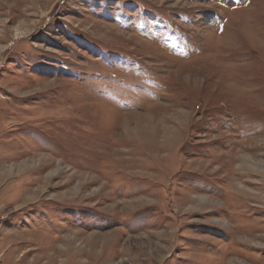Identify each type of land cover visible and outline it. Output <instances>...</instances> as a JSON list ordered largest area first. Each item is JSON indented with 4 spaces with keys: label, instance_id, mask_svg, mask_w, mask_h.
Listing matches in <instances>:
<instances>
[{
    "label": "rangeland",
    "instance_id": "374dc122",
    "mask_svg": "<svg viewBox=\"0 0 264 264\" xmlns=\"http://www.w3.org/2000/svg\"><path fill=\"white\" fill-rule=\"evenodd\" d=\"M247 158L264 0H0V264H264Z\"/></svg>",
    "mask_w": 264,
    "mask_h": 264
},
{
    "label": "bare ground",
    "instance_id": "6f19581e",
    "mask_svg": "<svg viewBox=\"0 0 264 264\" xmlns=\"http://www.w3.org/2000/svg\"><path fill=\"white\" fill-rule=\"evenodd\" d=\"M244 160V159H243ZM251 159L250 158H247V159H245L244 160V162H246V163H250L251 161H250ZM252 165H254V166H252ZM261 166H263L264 167V164L263 163H253V162H251L250 163V167L252 168V169H254L255 167H261Z\"/></svg>",
    "mask_w": 264,
    "mask_h": 264
}]
</instances>
